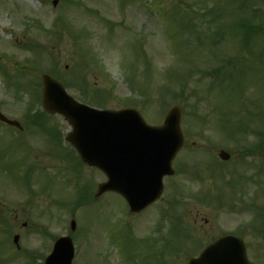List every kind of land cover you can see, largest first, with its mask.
<instances>
[{
    "label": "rangeland",
    "instance_id": "rangeland-1",
    "mask_svg": "<svg viewBox=\"0 0 264 264\" xmlns=\"http://www.w3.org/2000/svg\"><path fill=\"white\" fill-rule=\"evenodd\" d=\"M81 1L59 0L54 6L52 0H0V53L12 66L27 59L32 64L37 61L42 72L49 69L68 82L73 74L77 81L84 77L87 94L69 88L78 99L91 104L85 99L96 94L94 89H101L105 96L109 90L96 107L132 104L152 124H161L171 106L184 104L181 126L186 145L174 160L176 174L166 178L162 198L137 225L129 223L123 198L111 191L77 206L78 185L90 184L95 193L98 183L106 179L104 173L80 163L66 141L71 126L61 115L46 121L59 126L61 134L30 126L26 112L31 96L18 95L19 89L10 85V105L5 109L24 128L0 126V264H23L27 252L34 264H42V255L52 249L53 236L71 233L75 216L74 264H185L188 250L163 256L161 252L172 220L170 224L161 219L162 226L160 209L172 195L181 199L175 189L178 184L188 191L182 197L183 206L176 208L185 214L186 222L178 226L181 234L185 227L202 244L223 231L242 234L249 257L264 264V232H255L264 230V167L259 173L264 154L259 148L249 154L245 148L258 139L253 130L264 133V37L250 42L247 57L239 50L240 40L227 37L216 44L217 52L209 58L192 44L198 42L194 33L189 34V43L184 39L188 33L183 35L171 25L172 13H183L201 38L210 41L213 28L229 33L228 24L240 17L241 0ZM252 1V8L264 12V0H248ZM217 5L227 11L221 19L213 10ZM80 46L89 50L90 54L84 48L87 57L77 52ZM228 57L240 64L249 58L262 65L244 71L242 91L236 84H210L212 77H206L207 70L217 74ZM19 72L10 68L12 74ZM3 92L0 83V97ZM241 124L252 133L242 134ZM221 148L231 153L229 160L219 158ZM185 164L198 169L204 181L189 179ZM193 193L214 202L197 199ZM220 195L222 207L215 202ZM156 223L161 231L147 234ZM15 234H19L20 248L13 242ZM178 237L174 235L178 243L184 242V237Z\"/></svg>",
    "mask_w": 264,
    "mask_h": 264
},
{
    "label": "water",
    "instance_id": "water-1",
    "mask_svg": "<svg viewBox=\"0 0 264 264\" xmlns=\"http://www.w3.org/2000/svg\"><path fill=\"white\" fill-rule=\"evenodd\" d=\"M44 83L45 108L66 116L73 126L68 139L83 160L102 168L110 177L99 186L98 194L107 189L118 191L126 196L132 210L155 200L162 192L163 176L174 172L172 159L183 144L179 108H172L164 125L155 127L148 125L137 110H96L77 102L47 75ZM9 122L19 125L15 120ZM220 155L229 158L224 150ZM72 248L70 238L61 239L47 264L50 260L52 264H70ZM188 264L255 263L248 260L242 240L225 236Z\"/></svg>",
    "mask_w": 264,
    "mask_h": 264
},
{
    "label": "flooded vegetation",
    "instance_id": "flooded-vegetation-1",
    "mask_svg": "<svg viewBox=\"0 0 264 264\" xmlns=\"http://www.w3.org/2000/svg\"><path fill=\"white\" fill-rule=\"evenodd\" d=\"M0 81L4 89L0 97V109L10 117V113L5 109V106L10 105V59L8 61L3 53L0 54Z\"/></svg>",
    "mask_w": 264,
    "mask_h": 264
}]
</instances>
